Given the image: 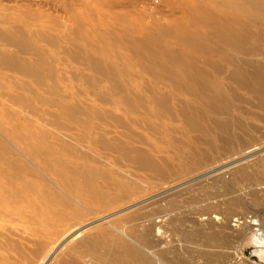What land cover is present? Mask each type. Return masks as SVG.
Masks as SVG:
<instances>
[{"label": "bare ground", "instance_id": "6f19581e", "mask_svg": "<svg viewBox=\"0 0 264 264\" xmlns=\"http://www.w3.org/2000/svg\"><path fill=\"white\" fill-rule=\"evenodd\" d=\"M186 7L183 17L169 26L152 28L139 22L135 27L118 17L120 26L101 35L86 37L79 29L73 48L60 47L48 33L29 30L17 16L7 24L10 17L0 8V97L31 114L20 117L7 105L4 108L8 103L0 105V264H30L47 241L67 225L83 221L86 212L92 216L111 208L113 212L134 197L142 198L150 188L261 143L262 139L257 141L261 126L256 123L264 125V0H195ZM178 26L188 30L184 39L167 38ZM41 40L57 57L63 55L75 64L71 74L64 70L75 81L69 90L64 87V72L55 64L60 60L40 46ZM255 54L260 61L236 59ZM12 74L20 78L9 80ZM36 116L44 117L45 126L32 120ZM69 130L72 139H64L60 133ZM257 163L239 166L232 178L264 210V165ZM179 194L163 197L164 204L148 203L154 205L149 210H131L122 220L141 223L166 216L163 223H181ZM234 203L235 199L228 200L229 205ZM193 213L194 220L202 215L210 224L219 220L224 230L230 218L213 205ZM4 223L24 225L12 231ZM22 229L24 236L18 234ZM178 229H173L176 235ZM231 229L227 234L237 240L248 228ZM127 232L131 240L123 241L108 228H97L76 240L58 263L79 264L76 256L87 254L92 256L90 264H157L140 245L149 230L141 232L131 225ZM211 233L205 235L208 244L218 239ZM78 236V231L71 235ZM17 239L30 240L33 246L25 250Z\"/></svg>", "mask_w": 264, "mask_h": 264}, {"label": "rangeland", "instance_id": "374dc122", "mask_svg": "<svg viewBox=\"0 0 264 264\" xmlns=\"http://www.w3.org/2000/svg\"><path fill=\"white\" fill-rule=\"evenodd\" d=\"M192 1H195V0H189V1L188 0H0V8H1L2 15H7L8 17H10V19L7 20L8 22L7 24L10 23L11 25L12 24L11 22L13 20L11 18H13V16H17L21 18L22 22L25 24L23 25L29 30L34 31L35 33L39 32L40 34H44V35L48 33L47 35L49 36L51 35L52 37H55V40L58 42V44L60 43L59 45L60 47L62 46V48L63 47L73 48V45H78L76 43H77V34L79 33L78 31L79 29L81 30L80 32L82 33V35L85 34L86 37L92 33H100L101 35L103 32L105 33L106 30L108 31L110 27L115 28L117 26H120L119 22L121 20L119 18H123V19L127 18L126 20H129L130 23L133 24L135 27L136 25L138 27L139 22H140L139 26H142L141 23L143 24L145 23L144 25L150 26L152 28H156L157 25L159 26L163 24H164L163 26L165 25L169 26L170 23L173 24V22L175 23L177 20H180L181 16L183 17L184 14L182 13L186 12L185 11L187 10L186 6H188ZM181 2H184L185 4ZM184 7H186L185 10L183 9ZM96 8H100L101 10L98 9V11H96ZM21 11H23V13ZM75 13L76 15H74ZM80 17L82 19H80ZM73 18H75V21ZM85 19H87L86 21L88 22H86ZM80 20H82L83 25ZM115 20H117L118 22ZM75 24L77 26H75ZM90 24L92 25L93 28L91 27ZM199 26H202V24L200 23ZM98 27L99 28L101 27L100 30ZM255 30L256 29L254 28V31ZM187 31H188L187 28H185L184 26H178L172 30V32L167 36V38L169 37V39L171 40L182 41L181 39H184L185 33ZM68 33L70 36L68 35ZM64 36H66L67 40L65 39ZM70 37H72V41H68L71 39ZM60 40L64 42L61 43ZM43 41L44 40H41L40 41L41 43L39 42L41 44L40 46L44 47L45 50L48 49L46 51H48L49 53L51 52L52 57L54 56L55 59L60 60L57 62L55 60L56 67L57 65L58 67L60 66L59 68L60 70L62 69L61 71L64 72L63 74L65 75V77L71 76V75H66L65 71L69 69V71L71 70L69 72L71 74L74 71V67L72 66H74L75 64L69 59L64 58L63 55L62 56L58 55L57 57L54 54L52 47H50V45L48 46V44L44 42L46 46L45 47L44 44L42 43ZM71 44L72 46H70ZM256 55L257 54H255L254 56L246 55L245 57L244 56L241 57L240 55H237L236 59L241 58L240 61H242V59L245 58L252 62L254 60H255L254 62H257V60L260 61L261 57H259V55L257 56ZM58 63H60V65ZM64 64H66V66ZM60 70L58 71L61 73ZM19 76L20 75L18 74L17 75L12 74L13 78L10 77L9 80L11 79L18 80L20 78ZM67 77H66L67 81L65 80V83L67 84H65L64 87L67 86L66 89L69 90L71 86L73 85L75 86V81L74 80L70 81V78L68 79ZM3 101H4V104L8 103V104H5L4 108L7 105L6 109L8 108V110H12L13 114L18 113L20 117L21 116L27 117L28 115H31L27 113L26 111H22L19 107H16L15 105L10 106L11 103L6 102L7 99L5 97L3 98L0 97V105L3 104ZM44 107H48V105L45 103ZM0 110H2L1 107H0ZM18 114L16 115L19 116ZM33 118L34 119L32 120L36 124L45 126L43 122L44 120L43 116L41 117L36 116ZM256 124L258 125V127L261 126L259 127L261 130L259 129L260 136L258 137L257 141L261 139L264 140L263 139L264 138V125L259 124V123H256ZM49 126L48 128L51 129L52 131L54 132L58 131V128L49 127ZM260 132L263 135L260 134ZM60 135L64 139H68V140L72 139L71 138L72 134L70 133V130L67 132H62L60 133ZM262 140L259 141L261 143H258V144L255 143L251 147L243 150V152L234 153L231 156L214 163L212 166L206 169L200 170L188 176H184L181 179L174 181L172 183L161 184L160 185L161 187L158 186L157 188L156 187L150 188V190H147V192L143 193V195L145 196H143L142 198L140 197L142 195L136 197V198H139L137 200L134 197L135 199L132 198L130 202L126 203V205L123 204V205L117 206L119 208L117 207L116 209L113 208L115 209L113 210V212H111L112 211V208H111L109 209V211L111 210L109 213H106L107 211L105 212V214L101 213L103 214L101 215L102 217L100 216V214H96V215L93 214L92 216L90 212H86L84 220L81 221L82 223L78 222V223L72 224L71 226L67 225L66 226L67 228H64V230L62 229L58 233V235H56L57 237L56 236L54 237L55 240L53 239V241L49 240V242L48 241L46 242L45 244L46 246H44V248L41 251L42 253L41 252L38 253L39 255L38 256L36 255L34 258L31 257L32 258L31 262H33V260L34 262L33 263L30 262V264H59L58 261L65 256V254L67 253V250L72 246V244L76 240H78L81 237L92 234L93 232L96 231L97 228H100L102 226L108 228L113 233V235H116L118 237L121 236L119 238H121L123 241L125 240L129 241L131 240V238L127 230H128V227H130L131 225H135L137 229L141 232H144L146 228L149 230V234H148L149 236L145 237L146 239L144 241H141L140 245L143 246V251H145L148 255L153 256L157 264L167 263V262H169L170 264H264V223H261V219L264 216V213H263L264 210H262L260 206H257L254 203H252L250 199L251 197L247 195V189L239 190L237 185L235 183L233 184V178H232V173L235 172V169H237L239 166H242V165L253 166L255 165V163L258 164L257 162H259L261 165H264V161H263L264 160V141ZM142 185L145 186V183H143ZM174 191L175 193H181L184 199L179 194L178 200H181V201L183 200L182 202H185L183 204L182 202L179 201L180 202L179 207L181 208L180 216H182L181 223H175V224L174 223L173 224L163 223L164 219H166L165 218L166 216L165 217H155L153 219L151 218L152 221L151 220L149 221L147 218L146 220L142 221L143 223L142 222L141 223H126L125 221L122 220L124 219L126 214L132 211L140 210L143 212V211L149 210L151 206H154V205H149L151 204V202L153 203L158 200V203L164 204L165 201H163V199L165 198V196H167L166 198H168L169 196H171L172 198V196L175 194ZM188 196L189 197L192 196L193 199L189 201ZM166 198L165 200H168ZM230 198L235 199V203H234L235 205L231 206L228 204V200ZM185 199L188 201H186ZM129 203H132V206ZM138 204H139V207H141V209L137 208L138 206L136 205ZM206 205H213L225 213L228 212L229 214L228 213L227 214L229 215L230 218H229V221L226 227L228 229L232 228L234 230L236 229L239 230L240 227L241 229L244 227L248 228L245 231L246 234L244 233V235L241 238H236L237 240H234L232 239L233 238L232 236L231 238L229 234H227L228 232V231L226 232V230H228L227 228L226 230H224L225 228H222V227L220 228L218 226V223H220L219 220L218 222L214 220L216 221L215 223L214 222H212L211 224L209 222L207 223L206 215H202L196 218L197 220H194L193 217L195 218L196 216L192 215L194 214L193 211H195L199 207H203ZM126 209L127 210L129 209V211L125 212ZM95 216L96 217L98 216V217L95 218ZM114 217L116 219L113 221ZM92 218H94L95 221ZM183 218L186 220L184 221ZM119 219L121 220L119 221ZM190 220H192L194 223ZM106 221L107 222L109 221V222L105 223ZM115 221H118L120 223H116ZM150 222H155V223H150ZM177 224H179V227ZM216 224H217V227L215 226ZM4 225L5 227L8 226L7 228H11L12 231H15L16 227H18L19 225L22 226L24 225V223H21V224L4 223ZM173 225H175V227ZM176 226H177V229L179 228L178 229L179 231L177 230V235H176V232L173 230L174 228L176 229ZM195 226L197 230L195 229ZM164 229L166 230V232ZM22 230H21V233L18 232V234L22 236L26 235V231L24 230L22 232ZM77 231L79 232L80 237L79 236L76 238L71 237V235ZM171 231H174V233ZM184 231L187 232L188 237L191 236L189 237L191 238V240H189L187 236L185 238L186 233ZM193 231L194 233H197V234L199 233L200 235L198 236L196 234L193 235ZM215 231L216 232L219 231V232L216 233ZM181 232L184 237L181 236L180 234ZM60 233L62 234L60 235ZM208 233H211V234L214 233L215 237L219 239V242H218V239H214L212 241L213 243H216L214 244L215 247L213 243L211 242V240L209 244H208L209 242L208 239L206 241L205 235ZM218 233L220 234L222 233L221 235L223 236L220 235L218 237L219 235ZM254 234L257 235V237L259 236L258 234H261L259 236L260 240H254V236H255ZM13 238H17V236ZM220 239L222 241H220ZM215 240H217V242ZM226 240H228L227 244H226ZM23 241L21 240L18 241V242H21V244L25 245V246L22 245L23 248L27 247L28 249H30L33 246V243L30 242V240H28V243H26L27 242L26 240H25L26 242H23ZM205 243L207 246L205 245ZM217 243H220V244H217ZM195 244L198 245V247ZM217 245L221 247L219 248ZM205 247L209 248L210 250L206 249ZM27 248L25 250H28ZM216 248L218 250L219 249L221 250H219V252L216 253L217 251ZM212 251H214V253H211ZM61 254L62 255L64 254V255L62 256ZM90 256L91 255L87 256V254H81V255H77L76 259H77V262L79 261V264H85V261L87 263L89 262L90 264L92 260V256L91 257ZM88 257H90L89 261H88ZM15 262L16 264L17 263L19 264L20 261L19 262L15 261ZM15 262H13L12 264H15Z\"/></svg>", "mask_w": 264, "mask_h": 264}]
</instances>
